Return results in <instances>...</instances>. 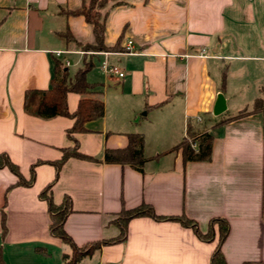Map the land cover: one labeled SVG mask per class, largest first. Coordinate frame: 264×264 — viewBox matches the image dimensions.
<instances>
[{"label": "crops", "instance_id": "crops-1", "mask_svg": "<svg viewBox=\"0 0 264 264\" xmlns=\"http://www.w3.org/2000/svg\"><path fill=\"white\" fill-rule=\"evenodd\" d=\"M82 6L83 0H0V155L27 181L35 167L31 187L16 185L17 176L0 169V264H65L73 254L51 235L40 194L56 178L52 163L75 146L68 136L74 120L37 117L39 97L30 112L25 108L27 92L50 89L58 51L67 52L59 60L70 62L72 77L93 61L87 81L105 106L103 118L75 135L80 152L97 161L67 160L51 190L55 205L71 200L65 230L76 246L117 238L119 215L149 205L159 216L192 220L204 235L214 219L224 220L226 263L264 264V111L251 113L264 98V0L108 4L101 11L106 52L125 72L123 80L101 71L104 56L82 54L96 43L93 26L67 15ZM220 95L227 110L216 116ZM81 98L68 94L70 113ZM245 110L247 116L230 120ZM189 124L214 137L210 161L185 162L180 151L172 152ZM131 134L145 140L143 172L104 161L107 150L125 149ZM214 232L206 242L180 222L136 218L125 242L103 246L78 264H211L218 225Z\"/></svg>", "mask_w": 264, "mask_h": 264}, {"label": "trees", "instance_id": "trees-1", "mask_svg": "<svg viewBox=\"0 0 264 264\" xmlns=\"http://www.w3.org/2000/svg\"><path fill=\"white\" fill-rule=\"evenodd\" d=\"M117 0H83V6L77 11L67 12V15L81 16L93 26V31L96 39L94 45L82 47L85 52H104L110 50L105 46V25L102 22L101 11L112 2ZM65 38L72 41L73 38L69 33H65ZM94 68L93 61L86 62L84 68L79 70L72 77L69 70L59 59L54 60V76L51 81V87L45 91L27 92L25 97V108L28 112L31 111V102L34 97H39V104L34 111L35 115L41 119L50 120L57 117H66L74 120L73 127L68 131V136L74 140L75 146L71 149H65L63 157L60 161L52 163L57 174L55 180L46 187L40 194V198L48 205L50 216V233L53 237L61 240L64 244L69 245L72 249V257L65 256V264H78L84 256L91 255L92 252L101 249L103 246L118 244L125 242L128 237V224L131 220L142 217H149L158 222H180L184 226L192 228L196 235L203 241L211 242L215 238L214 226H219L220 240L219 244L211 258V264H227L222 254L221 247L229 234V225L222 219H214L211 222L210 231L207 234H202L195 222L186 217H164L155 213L154 209L149 205H142L135 209L123 211L115 224L120 230V235L110 241L96 243L84 248L76 246L72 238L65 230V222L72 212L71 200L67 198L63 204L55 205L51 190L58 179L61 166L69 159L76 158L87 161H97L80 152L79 143L75 138L76 134L87 132L86 124L101 119L105 115L104 102L98 98L101 92L98 91L96 85H92L87 81V75ZM226 73L223 75V88L225 86ZM77 93L82 98L79 102L78 109L75 113H70L68 108V94ZM263 99L257 100L254 104L251 113H261L264 111ZM247 110L242 111L230 120H238L247 116ZM229 121V120H228ZM225 121V122H228ZM214 137L208 132H198L192 124H189L187 135L184 140L176 146L172 152L180 151L185 162H208L212 159ZM145 140L143 135H129V144L125 149L107 150L104 154V161L107 164L130 165L139 172H143L144 165L148 162L144 155ZM10 169L18 178L16 185L31 187L35 180V167L32 169V178L27 181L23 178L20 169L14 165L9 157L5 154L0 155V169ZM5 224V215L3 216ZM4 226V232H5ZM39 254H47L45 249L39 248Z\"/></svg>", "mask_w": 264, "mask_h": 264}, {"label": "built area", "instance_id": "built-area-1", "mask_svg": "<svg viewBox=\"0 0 264 264\" xmlns=\"http://www.w3.org/2000/svg\"><path fill=\"white\" fill-rule=\"evenodd\" d=\"M127 53H132L133 52V42L129 41L127 44ZM67 52L64 51H58L55 53L56 57L62 58L64 54H66ZM82 54L84 55H102L104 56V60L101 62L100 68L101 71L106 74L108 77L110 78H115L118 80H123L126 76L125 72L118 66L115 64H112L109 60V57L111 56V53L109 52H82ZM65 67H69L70 66V62L69 61H65ZM198 124H202L203 120L201 118H198Z\"/></svg>", "mask_w": 264, "mask_h": 264}, {"label": "water", "instance_id": "water-1", "mask_svg": "<svg viewBox=\"0 0 264 264\" xmlns=\"http://www.w3.org/2000/svg\"><path fill=\"white\" fill-rule=\"evenodd\" d=\"M226 110H227L226 101H225L224 97L222 95H220L218 97V102H217L216 108L214 110V114L216 116H219V115L223 114L224 112H226Z\"/></svg>", "mask_w": 264, "mask_h": 264}, {"label": "rangeland", "instance_id": "rangeland-1", "mask_svg": "<svg viewBox=\"0 0 264 264\" xmlns=\"http://www.w3.org/2000/svg\"><path fill=\"white\" fill-rule=\"evenodd\" d=\"M76 71H77V69L72 68V69H71V74H74ZM262 107H264V101H263V106H262Z\"/></svg>", "mask_w": 264, "mask_h": 264}]
</instances>
